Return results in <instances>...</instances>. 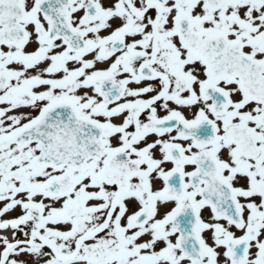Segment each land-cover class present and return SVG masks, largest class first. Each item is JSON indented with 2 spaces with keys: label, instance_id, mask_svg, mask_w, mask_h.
<instances>
[{
  "label": "snow or ice",
  "instance_id": "obj_1",
  "mask_svg": "<svg viewBox=\"0 0 264 264\" xmlns=\"http://www.w3.org/2000/svg\"><path fill=\"white\" fill-rule=\"evenodd\" d=\"M0 264H264V0H0Z\"/></svg>",
  "mask_w": 264,
  "mask_h": 264
}]
</instances>
